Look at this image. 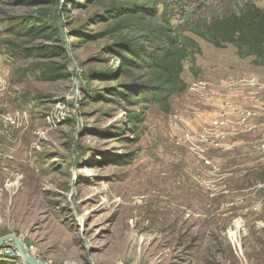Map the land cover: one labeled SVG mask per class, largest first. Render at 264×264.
<instances>
[{
    "label": "rangeland",
    "instance_id": "rangeland-1",
    "mask_svg": "<svg viewBox=\"0 0 264 264\" xmlns=\"http://www.w3.org/2000/svg\"><path fill=\"white\" fill-rule=\"evenodd\" d=\"M112 3L0 0V238L48 264H264V67L197 39L183 93L125 103L141 73L103 78ZM35 16L50 40L15 34ZM43 45L61 56L27 55ZM51 61L63 79L40 77ZM0 264H25L12 242Z\"/></svg>",
    "mask_w": 264,
    "mask_h": 264
},
{
    "label": "trees",
    "instance_id": "trees-1",
    "mask_svg": "<svg viewBox=\"0 0 264 264\" xmlns=\"http://www.w3.org/2000/svg\"><path fill=\"white\" fill-rule=\"evenodd\" d=\"M117 1L113 0L107 18L113 20L109 33L117 36L109 50L117 54L118 69L103 78L132 77L135 72L141 76L124 84L122 91L113 90L116 99L132 105L151 102L162 105L183 93L186 89L181 77L183 64L188 62L193 70L197 56L201 55L197 39L219 49L231 45L239 58H252L255 66L264 67V5L256 4L260 0ZM26 3L37 4L19 2ZM173 21L177 23L174 25ZM15 34L30 39L52 38L50 26L39 16L18 27ZM27 55L53 60L61 56V49L37 46L28 49ZM64 70L63 65L51 61L41 67L40 77L44 81H58L65 77ZM131 118L132 124L141 122L137 115ZM113 162L128 164L123 159Z\"/></svg>",
    "mask_w": 264,
    "mask_h": 264
},
{
    "label": "water",
    "instance_id": "water-1",
    "mask_svg": "<svg viewBox=\"0 0 264 264\" xmlns=\"http://www.w3.org/2000/svg\"><path fill=\"white\" fill-rule=\"evenodd\" d=\"M9 242H12L16 246V248L18 249L20 257L22 258V260L25 264H48V263L39 261V260L35 259L33 256H31L27 252L24 243L20 239L15 237L14 235H7L5 237L0 238V247L3 244L9 243Z\"/></svg>",
    "mask_w": 264,
    "mask_h": 264
},
{
    "label": "built area",
    "instance_id": "built-area-1",
    "mask_svg": "<svg viewBox=\"0 0 264 264\" xmlns=\"http://www.w3.org/2000/svg\"><path fill=\"white\" fill-rule=\"evenodd\" d=\"M247 116H248V115H247ZM224 117H225V116H224V113H222L221 116H220V118L217 119V120H214V121L212 122V124H213L215 127L221 125V123H222L221 119H223ZM244 119H245V117H243V115L241 114V118H240V120H243V121H244ZM263 148H264V145H263Z\"/></svg>",
    "mask_w": 264,
    "mask_h": 264
},
{
    "label": "bare ground",
    "instance_id": "bare-ground-1",
    "mask_svg": "<svg viewBox=\"0 0 264 264\" xmlns=\"http://www.w3.org/2000/svg\"><path fill=\"white\" fill-rule=\"evenodd\" d=\"M27 250V249H26ZM28 252V251H27ZM32 253V252H31ZM31 253H29L31 256H32V254ZM34 257V256H33Z\"/></svg>",
    "mask_w": 264,
    "mask_h": 264
}]
</instances>
